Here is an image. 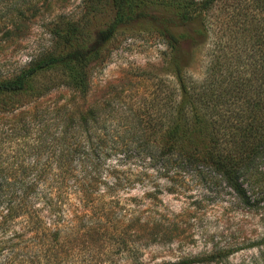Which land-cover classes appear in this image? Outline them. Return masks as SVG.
I'll list each match as a JSON object with an SVG mask.
<instances>
[{"label": "trees", "instance_id": "trees-1", "mask_svg": "<svg viewBox=\"0 0 264 264\" xmlns=\"http://www.w3.org/2000/svg\"><path fill=\"white\" fill-rule=\"evenodd\" d=\"M222 1L83 0L78 19L57 17L52 22L54 43L66 51L43 55L18 74L0 79L1 106L4 98L29 96L34 102L59 90L83 100L90 68L104 62L101 49L119 25L153 18L187 29L176 36L164 29L174 87L156 103L131 111L117 99L82 110L54 102L43 111L33 109L30 120H19L14 131L21 145L10 160H0V238L11 226L19 232L10 238L27 233L35 250L28 264H95L84 250L111 247L110 255L124 251L131 264H142L136 244L168 237L158 221L134 215L132 204L141 200L126 196L134 185L148 183L149 169L158 177L209 169L244 206H256L264 198V0L230 4L225 49L208 55L202 73L192 75L197 54L183 49L208 40L205 16ZM44 2L33 0L31 7ZM103 16L106 21L89 41L90 21ZM29 156L33 158L27 161ZM129 162L140 169L126 167ZM156 190L155 184L142 197L154 200ZM7 242L0 240V252ZM231 253L160 264L215 262Z\"/></svg>", "mask_w": 264, "mask_h": 264}, {"label": "rangeland", "instance_id": "rangeland-1", "mask_svg": "<svg viewBox=\"0 0 264 264\" xmlns=\"http://www.w3.org/2000/svg\"><path fill=\"white\" fill-rule=\"evenodd\" d=\"M22 1L0 0V79L18 74L43 55L66 51L54 43L52 22L57 17L75 20L83 12V0H45L35 6L36 11L31 7L33 0ZM235 1L218 2L205 16L210 30L205 43L183 46L185 51L195 52L199 60L189 70L192 75L204 71L210 53L224 48L223 43L228 40V11ZM104 21V16L90 21L89 41ZM164 29L174 36L187 30L162 25L153 18L119 25L101 49L104 62L90 68L88 95L83 100L68 90L56 91L34 102L29 96L4 98V106L0 105V160L5 156L10 160L18 150L20 138L14 130L20 127L21 118L24 121L30 118L33 109L43 111L54 102L58 105L66 102L82 110L91 104L117 99L133 111L156 103L167 89L174 87L172 55ZM20 112L25 115L21 117ZM31 158L25 157L27 161ZM126 167L137 170L141 166L129 162ZM146 175L148 183L145 181L143 188L134 185L126 196L141 200L140 204H132L134 215L148 223L158 221L168 237L147 246L136 244V255L142 264L199 259L230 250L232 253L219 261L196 264H264V198L253 203L256 206H244L214 172L205 168L182 169L159 177L153 168L146 170ZM155 184V199L142 197L144 192H153ZM15 232H19L18 226H11L1 235L0 240L8 242L0 252V264H28L27 257L35 253L27 243L28 234L10 238ZM91 250L85 249L84 253L92 255V263L98 264L102 259L101 264H131L124 251L110 255L114 247L99 250L107 258L98 255L96 249Z\"/></svg>", "mask_w": 264, "mask_h": 264}]
</instances>
